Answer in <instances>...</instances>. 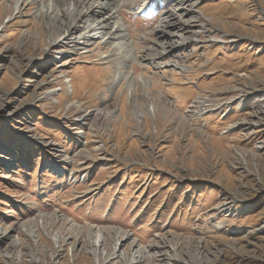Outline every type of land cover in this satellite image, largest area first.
Instances as JSON below:
<instances>
[{
    "label": "rangeland",
    "instance_id": "obj_1",
    "mask_svg": "<svg viewBox=\"0 0 264 264\" xmlns=\"http://www.w3.org/2000/svg\"><path fill=\"white\" fill-rule=\"evenodd\" d=\"M51 1L0 0V264H264V0L104 3L119 50L92 18L52 47Z\"/></svg>",
    "mask_w": 264,
    "mask_h": 264
},
{
    "label": "bare ground",
    "instance_id": "obj_2",
    "mask_svg": "<svg viewBox=\"0 0 264 264\" xmlns=\"http://www.w3.org/2000/svg\"><path fill=\"white\" fill-rule=\"evenodd\" d=\"M52 1H54L55 3H56V5L58 6V4L61 6V4H62V8H63V12H62V16H66V15H69V16H74L75 18V20H74V24H72V25H70V26H67V24H65L64 22H62L61 24H60V21H59V19H61V17L60 18H58V19H56V18H53L52 19V21H50L49 23H48V34H50V35H53V38H52V40L49 42V44L52 46V47H54V46H57V45H59V43L60 44H62V43H65V42H67L68 43V41L67 40H70V39H68L67 38V36H69V35H71V32L72 31H74V30H76V28H80L81 27V25H82V23H84V22H82V20L83 21H85L86 19H90V18H92V19H96V21H95V25H93V24H90V25H87L88 24V22L87 21H85L86 23L84 24L85 26H84V28H86V30H91V32L93 33V35H103L104 34V31H105V28H109V29H111V30H113V34H112V36L113 37H109V38H112V40H113V42L112 43H114V44H117L118 45V50L124 45V46H128V45H130L127 41H126V37H127V29H124V27H123V25H122V22H120V20L118 19V12H116V11H114V9L113 8H111V7H106V8H104L103 9V7H102V5L105 3H111L113 0H52ZM51 1V2H52ZM137 1V0H136ZM147 1H153V0H147ZM189 1H191V0H182L181 2H183V4L185 5L186 3H188ZM155 2V1H154ZM168 4L170 5V6H175L176 4H175V1H172V0H168ZM172 2H174V3H172ZM180 2V1H179ZM58 3V4H57ZM123 3V2H122ZM133 4V3H132ZM163 4H165V3H163ZM172 4H174V5H172ZM51 3L49 4V6H48V8H50L51 9ZM145 5V4H144ZM150 5H152L151 3H150ZM181 5H182V3H181ZM47 6V5H46ZM60 6H58V7H60ZM68 6V7H67ZM192 7H193V5H191ZM67 7V8H66ZM162 7V6H161ZM190 7V6H189ZM188 7V8H189ZM52 8H54L53 6H52ZM185 8V7H184ZM183 9V8H182ZM187 9V8H186ZM58 10H59V8H58ZM182 11V10H181ZM181 11H177V13H175V12H171V18H170V15H166V14H168V12H164L163 11V13L165 14V16H163V20H161L160 22H161V24H163V23H167L164 27H163V29L161 30L160 29V31H161V34H167L168 35V30L166 31L165 29V27H169V26H171L172 24H174V22H173V20L175 19H177V16H179L180 15V17L182 16V14L183 13H180ZM188 11H190L191 12V8H190V10H188ZM187 11V12H188ZM60 12V11H59ZM192 13V12H191ZM180 17L177 19V22L179 23V25L181 26V23H182V21H181V19H180ZM73 18V17H72ZM66 19V18H65ZM65 19L63 18V20L65 21ZM71 21H73V20H71ZM94 22V21H93ZM176 22V21H175ZM69 23V22H68ZM69 25V24H68ZM67 26V27H66ZM62 27L63 28H65L64 30V32L63 31H61V29H62ZM160 27V26H159ZM52 30L54 31L53 33H52ZM58 32L59 31V33L60 32H62V34H59L58 36L60 37H58V40H56V39H54V35H55V32ZM90 32V33H91ZM91 33V34H92ZM91 36V35H90ZM169 36V35H168ZM76 37V36H75ZM82 37H84V36H82ZM89 37V36H88ZM96 37V36H95ZM179 37H182L181 35H178L177 36V39L179 38ZM84 38H86V37H84ZM193 38V37H192ZM192 38H188V39H190L192 42H193V40H194V38L192 39ZM76 39L77 40H79L80 41V38L79 37H76ZM90 39V38H89ZM212 39V41H216L218 38H216V37H214V38H211ZM82 40V39H81ZM84 40V39H83ZM57 41L59 42V43H57ZM83 42V41H82ZM83 43H85V42H83ZM111 43V44H112ZM190 43H189V41L185 44V45H183V46H187V45H189ZM165 46V45H164ZM163 47V46H162ZM163 50V53L164 52H166V51H168L166 48H164V49H162ZM172 51V50H171ZM159 57H161V56H159ZM170 64L171 65H173V66H175V67H178V69L181 67V68H183V65L181 64V63H177V62H174V61H172V62H170ZM156 66L157 67H161V66H158V64H156ZM125 74V73H124ZM120 75H122L121 73H120ZM117 76H119V75H117ZM141 76V75H140ZM121 78V77H120ZM130 78V77H129ZM132 80V79H131ZM130 80V81H131ZM130 81H128V82H130ZM132 82V81H131ZM132 84V83H131ZM148 86V85H147ZM147 100V99H146ZM148 101V100H147ZM137 102V101H136ZM135 102V103H136ZM201 102V101H200ZM134 103V102H133ZM139 103V101L137 102V104ZM155 103L154 102H149L148 101V104H146V106H144V108L145 109H147V107H148V109H149V112L150 113H157V110L158 109H156V107H154L155 105H154ZM158 106V105H157ZM137 107H140V105H137ZM167 110V109H166ZM149 112H148V110H147V114H149ZM158 112H159V110H158ZM143 114L144 113H142V111H140V110H137L136 111V115H140V118H142V116H143ZM170 115V114H169ZM35 226V225H34ZM37 226H35V229H33V226H31L30 228H29V230H28V232L29 233H32V234H35V232H36V228ZM98 228V227H97ZM97 234L96 235H94V237H92V242L90 243V241H89V243H90V245H91V247L92 248H95V249H91L90 251H88V252H91L92 254H95L96 256H97V254H99L100 253V251H102L101 249L102 248H104V249H108V246H109V243L111 242V240H109V239H107L106 237H105V232H102V230L101 229H97L96 231H95ZM116 232V231H115ZM93 234V233H92ZM59 235L60 234H57V233H55V237L54 238H56V240L59 238ZM36 236V235H35ZM90 237V238H91ZM112 239V238H111ZM61 241V243H62V240H60ZM123 241H125V238H124V233L123 232H121V231H119V230H117V232H116V236H115V239L113 240V247H114V252L112 253V255L110 254L109 255V253H108V255L106 256V258H108V259H112V258H118V260L120 261V263L121 262H126L127 263V261H129L130 263H131V261H132V263H138V261H137V259L138 258H140L141 256L143 257L144 256V250L142 251V250H139V249H135L133 252H134V255H133V257L131 256H129L127 253L126 254H121V247H119L120 245H121V242H123ZM59 242V241H58ZM134 245V244H133ZM106 248H105V247ZM118 247L120 248V249H118ZM113 251V250H112ZM130 253H132V252H130ZM139 254V255H138ZM100 255V254H99Z\"/></svg>",
    "mask_w": 264,
    "mask_h": 264
}]
</instances>
